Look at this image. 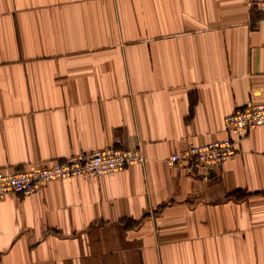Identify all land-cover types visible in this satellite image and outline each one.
<instances>
[{
    "label": "crops",
    "instance_id": "0c3cea01",
    "mask_svg": "<svg viewBox=\"0 0 264 264\" xmlns=\"http://www.w3.org/2000/svg\"><path fill=\"white\" fill-rule=\"evenodd\" d=\"M262 20L247 0H0V170L145 159L0 199V264H264V126L206 176L166 163L264 103Z\"/></svg>",
    "mask_w": 264,
    "mask_h": 264
},
{
    "label": "built area",
    "instance_id": "2783aa9c",
    "mask_svg": "<svg viewBox=\"0 0 264 264\" xmlns=\"http://www.w3.org/2000/svg\"><path fill=\"white\" fill-rule=\"evenodd\" d=\"M251 10L264 12V0H247ZM264 24V20H262ZM224 124L228 132L225 139L194 145L173 153L166 159L168 165L179 168L186 174L208 175L220 169L234 157L237 146L244 136L254 128L264 126V103L249 100L242 108L229 114ZM144 157L139 150H118L113 147L80 153L63 161L41 163L24 169L0 170V199L8 195L25 198L43 189L47 184L69 177L94 178L100 168L121 172L133 164H143Z\"/></svg>",
    "mask_w": 264,
    "mask_h": 264
},
{
    "label": "rangeland",
    "instance_id": "374dc122",
    "mask_svg": "<svg viewBox=\"0 0 264 264\" xmlns=\"http://www.w3.org/2000/svg\"><path fill=\"white\" fill-rule=\"evenodd\" d=\"M109 168H110L109 166H106L104 168H100L99 171H97L99 173V175L97 177H94V178H100V177H104V176H108V175H113V174L120 173V172L113 173L111 171H107ZM176 168H177V166H176ZM177 169H179V168H177ZM74 178H77V177H74ZM78 178H80V177H78ZM69 179H71V177L66 178V179H61V180H69ZM83 179H85V178H83Z\"/></svg>",
    "mask_w": 264,
    "mask_h": 264
}]
</instances>
